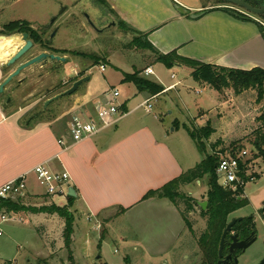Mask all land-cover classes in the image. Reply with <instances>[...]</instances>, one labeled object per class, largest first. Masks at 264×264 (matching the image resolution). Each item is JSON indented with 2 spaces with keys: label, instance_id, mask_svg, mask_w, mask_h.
<instances>
[{
  "label": "crops",
  "instance_id": "1",
  "mask_svg": "<svg viewBox=\"0 0 264 264\" xmlns=\"http://www.w3.org/2000/svg\"><path fill=\"white\" fill-rule=\"evenodd\" d=\"M104 1L118 20H122L139 33H145L148 41L162 53L177 50L181 56L228 68L264 69V32L260 31L256 23L228 14L220 8L221 5L204 4L202 0ZM176 5L187 9L189 13L178 12ZM199 11L204 13L198 18H191L189 15ZM38 22L31 23V26L36 28L41 23ZM5 39L8 38L3 40ZM20 45L15 41L12 47L9 45L0 47V83L4 79L3 66ZM36 47L37 45L33 43L32 49L10 69V72L21 62L45 51L42 49L36 51ZM56 49L72 48L66 46ZM145 50L150 55L153 54L150 50ZM60 52L57 54L67 58L66 64L60 63L62 69L60 86L64 90L70 86L68 82L62 83L70 80L69 75L75 76L79 72L81 76L88 75L89 69L86 67L85 58ZM152 59L154 61V56ZM47 64L48 62L29 66L14 78L15 82L12 83L16 87L11 93L12 100L9 104L3 105L0 96V186L28 172L40 162H47L55 169L65 168L71 176V186L76 192L73 201L76 211L91 222H96L98 218L106 220L110 216L111 218L123 216L130 227L134 244L150 256L164 257V254L171 251L181 238L185 230L184 221L169 199L142 198L147 191L161 187L193 167L202 160V157L197 159L193 140H170L171 136L165 133L166 130L161 123L163 122L161 116L153 114V122L159 123L156 125L133 116V113L143 108L140 104L146 99H150L151 102L182 82L176 81L165 85L149 77L152 75L158 79L154 71L153 74L145 76L144 69L152 68L151 64L142 70L136 68L146 80L162 86L161 93L152 96L146 90H138L134 83L124 81L122 77L120 82L132 87L131 92L141 98L134 99L133 96L120 98L124 101L126 114L119 122L101 129L89 139L64 149L58 144V139L65 136L67 121L63 124L60 117H51L54 103L68 99L70 103L68 111L79 102L99 97L108 85L105 84L106 87L103 89H98L95 83L88 86L91 82L90 77L74 95L63 97L44 107V101L62 89L54 91L52 95H47L43 99L39 112H36L34 106L29 110L36 115L26 121V114L20 111L22 106L20 104L35 95L36 84L45 81L46 75L36 77L34 73ZM66 66H70L68 72ZM182 66L186 65L173 67ZM170 77L175 78L173 73ZM8 87L6 86V91ZM37 100L34 101V105L39 101ZM223 104L220 102L215 106ZM152 112L153 106L149 113ZM48 113L50 116H46ZM66 117L68 120V116ZM174 122L179 126L182 124L178 118ZM35 182L34 176L27 174L28 192L32 195L41 194L42 190L37 188ZM258 197V200L257 198L255 200L257 202L260 200L261 203L254 206L257 213H252L256 234L258 224L264 228V191ZM111 222L112 219L107 221L108 227ZM107 229L109 231L110 228Z\"/></svg>",
  "mask_w": 264,
  "mask_h": 264
},
{
  "label": "rangeland",
  "instance_id": "2",
  "mask_svg": "<svg viewBox=\"0 0 264 264\" xmlns=\"http://www.w3.org/2000/svg\"><path fill=\"white\" fill-rule=\"evenodd\" d=\"M75 1H78L76 6H74ZM202 1L204 4L232 5L220 4L226 2L219 0ZM62 7L66 10H62ZM247 14L253 15L249 12ZM86 15L98 30L92 27ZM55 16L59 17L53 22ZM14 19L27 22L31 20V23L36 21V24L40 21L39 26H36L38 32L43 31L41 26L45 29V26L52 23L51 29L43 36L44 41L47 40L53 28H62L52 38V45L56 48L69 46L72 49L66 50L65 53L70 56H74L76 51L82 52L79 55L82 58L92 55L98 63L86 62V67L89 69L87 73L91 77L88 86L93 83L98 89L105 88V84L108 87L114 86L119 90L121 99L127 96H133L134 99L141 98L131 92L132 87H127L120 81L124 73L132 72L136 68L142 70L149 64L152 65L158 78L155 79L150 75L151 79L159 80L165 85L176 81L182 82L150 102L153 106L152 113L141 108L133 113V116L147 122H153V114L161 116L163 121L161 123L166 130L165 133L171 136L170 140H192L181 126L183 123L193 130L209 126L208 128L212 129L210 136L204 137V130H201L197 136V146L205 152L201 154L194 145L197 159L205 155L212 156L214 152L221 151L227 146H232L227 148L230 152H236L241 148L248 150V158L251 159L253 165L249 167L247 174L255 175L252 179L247 178L244 181L242 189L249 203L229 214L228 222L232 217H242V215L246 217L257 213L254 206L261 202L260 200L257 202L255 198L258 200V196L264 191V161L255 157L257 151L253 146V141L256 137L255 132L261 126L264 94L258 93L255 89L244 90L238 94L230 88L216 91L204 83L193 80L189 73L190 69L186 66L167 68L162 63L154 62L155 59L153 61L152 57L156 55L151 53L152 56L147 50L135 46L132 43L135 35L122 30L118 25L117 17L108 6L96 0H0V36H4L0 37L2 48L8 45L12 47L15 42L13 36L21 35L18 31L4 33V24ZM112 22H114L113 25ZM31 23L29 22L30 27ZM101 27L105 28L100 29ZM4 38L8 39L3 40ZM36 45V51L44 49L40 42ZM56 51L64 53V50L57 49ZM99 63L105 64V71L102 73L97 69ZM53 64L60 67L57 61H53L34 73L36 77L46 75L45 81L35 86V94L42 92L45 95L34 105L36 112H39L43 99L47 95L63 90L60 84L62 69L55 70L56 66ZM69 67H67V72ZM11 68L13 66L9 68L3 66L4 78L7 77ZM171 73L174 74V79L170 77ZM137 76L145 79L147 75L144 76L139 72ZM68 77L72 78L74 74ZM9 83L5 94L15 91L14 83ZM1 98L3 102V96ZM35 99L36 97H31L21 102L20 105L24 106ZM220 102L224 103L223 106H215ZM54 104L51 115L54 118L59 117L62 112L65 113L70 105L68 99L57 101ZM46 116H50V113ZM60 118V122L66 124L67 117L61 116ZM176 118L182 123L180 126L174 122ZM153 124L159 123L153 122ZM194 164L195 162L192 166ZM208 179L207 175L199 181L196 180L179 187L180 192L194 199L193 211L187 212L183 203H179L178 207L171 203L180 215L182 212L191 222L194 233H191L183 223L185 230L181 238L176 246L171 248V251L164 254V257L150 256L142 252L138 245L134 244L130 227L123 216L115 218L110 216L106 220L98 218L96 222H91L74 209L73 203H66L61 198L53 201L29 194L17 202L24 208H20L18 215L5 222L3 226L4 234L0 237V264H207L206 253L196 240V237L206 229L207 218L201 215V209L196 201H207ZM221 181L218 178V183ZM35 184L41 191L42 188L36 182ZM49 204L64 206L71 212L73 221L70 235L65 231L63 217L43 210L42 207ZM111 219L112 222L108 227L107 221ZM107 228H110L109 231ZM256 228V240L238 256V264H256L264 257L262 256L264 255V228L260 224ZM86 231L88 232L85 233ZM122 237L125 238L122 239ZM135 246H137L136 249Z\"/></svg>",
  "mask_w": 264,
  "mask_h": 264
},
{
  "label": "trees",
  "instance_id": "3",
  "mask_svg": "<svg viewBox=\"0 0 264 264\" xmlns=\"http://www.w3.org/2000/svg\"><path fill=\"white\" fill-rule=\"evenodd\" d=\"M102 4L108 6L104 0H96ZM223 2L222 0H219ZM264 3V0H258ZM235 17H238L236 14ZM241 19V18H240ZM244 20V19H242ZM118 25L122 30L133 33L135 36L132 39V43L141 48L150 50L156 57L155 61L162 63L167 68H171L174 65H186L191 69L190 76L193 80L204 83L216 91L230 88L234 93L238 94L244 90L255 89L258 93L264 94V69L259 67H253L251 69H234L228 68L212 63L202 62L196 59L187 58L177 53V50H172L168 53L160 52L154 47L147 39L145 33H139L136 29L132 28L122 20H118ZM4 33H12L15 31L21 33H27L28 37L33 42H41L39 34L30 27L29 22L21 19H14L8 21L3 26ZM3 32V31H2ZM95 63L98 61L95 60ZM139 71L134 70L132 73H126L123 75L124 81L134 83L138 90H146L151 94L161 92L163 87L155 82L142 79L137 76ZM261 126L255 132L256 137L253 141V146L257 151L255 157H259L264 161V111L260 118ZM184 129L190 138L194 141L198 151L201 154H205L204 150H201L197 146V136L201 130H204V137L210 136L209 133L212 130L209 126H202L199 129H192L191 127L184 125ZM232 146H227V148ZM227 148H223L221 151L224 152ZM232 150H234L232 148ZM232 152V151H231ZM235 153V152H233ZM251 159H247L249 163ZM218 164V156L215 154L205 155L202 160L196 163L193 167L181 173L179 176L166 182L164 185L157 189H151L147 191L142 199L149 197H161L169 199L176 207L179 203H183L187 212L193 211L194 199L186 196L184 193L179 191L181 185L193 183L196 180L209 176L207 192L208 205L205 210H201V215L207 218V225L204 232L197 236L196 240L200 248L206 253L207 264H218V248L221 239L222 232L228 223V216L232 212L239 208L246 206L249 201L243 196V189L237 187L235 191L228 188H223L218 183V176L216 174V168ZM255 175V174H254ZM252 175V177L254 176ZM75 200V197L68 196L67 202L71 204ZM5 206L14 212H19L20 208H24L23 205L6 202ZM45 212L50 214L56 213L65 219V231L67 234L72 232V221L73 216L66 207L57 206L55 204H49L48 206L42 207ZM123 210V208L121 209ZM186 228L193 232L192 224L188 221L185 215L181 212ZM232 232H238L240 238H246L251 235H256L255 224L253 222V216H243L241 220L237 221L232 227ZM231 234L228 233L227 237Z\"/></svg>",
  "mask_w": 264,
  "mask_h": 264
},
{
  "label": "built area",
  "instance_id": "4",
  "mask_svg": "<svg viewBox=\"0 0 264 264\" xmlns=\"http://www.w3.org/2000/svg\"><path fill=\"white\" fill-rule=\"evenodd\" d=\"M264 28V27H263ZM97 69L102 73L105 71V64L99 63ZM151 67L144 69V74H153ZM173 76V75H172ZM146 112H151L152 104L146 99L140 104ZM126 114L124 101L120 99V92L116 87H108L99 97L87 102H79L73 108L65 112L68 116L65 136L58 139V144L66 149L76 143L91 138L101 129L115 125ZM218 156L216 174L222 181L219 183L223 188L235 191L241 187L247 178L249 167L247 163L249 151L241 148L235 153L226 149L224 152H214ZM27 174H32L39 187L41 194L37 196L42 199L55 200L63 199L67 203L68 188L71 186V176L65 169H55L47 162H40L34 165L28 172L23 173L0 186V237L4 234V224L17 216V212L9 210L6 202L17 203L28 192Z\"/></svg>",
  "mask_w": 264,
  "mask_h": 264
},
{
  "label": "water",
  "instance_id": "5",
  "mask_svg": "<svg viewBox=\"0 0 264 264\" xmlns=\"http://www.w3.org/2000/svg\"><path fill=\"white\" fill-rule=\"evenodd\" d=\"M226 3H231L237 6H240L244 9H246L247 11L254 13V14H264V7H259V8H255L249 4H247L246 2H244L243 0H223ZM175 8L178 10V12L183 13V14H187L189 13V11L185 8H183L180 5H176ZM63 9V8H62ZM224 9L228 14L231 15H235L236 13L232 10H230L229 8H222ZM204 13V11H199L193 14H189L191 16V18H198L199 16H201ZM86 17L88 18V16L86 15ZM90 24L91 21L88 18ZM112 25L114 24V22L111 23ZM93 25V24H92ZM0 37H4V36H0ZM14 41H18L20 42V48H18L14 54H12L10 56V58L6 61V67H12L15 64H17L18 62H20V60L32 49L33 47V42L32 40L28 37L27 33H22L14 35L13 36ZM13 41V42H14ZM49 60H54L57 62H65V58L60 56V55H56V54H48L47 52H40L38 54H36L35 56L29 58L28 60L21 62L16 68L15 70H13V72H11L7 78L0 84V92L3 91V87L11 81L12 78L18 76L20 74V72L22 70H24L25 68L35 65V64H45L47 61ZM77 75V74H76ZM74 76L72 78H70V86L68 88H65L64 90H62L61 92L51 96L50 98H47L44 101V107H47L48 105H50L51 103L60 100L63 97L66 96H72L74 95L78 89L84 85L85 83H87L90 80V76L89 75H84L81 76L79 78H77V76ZM68 196L70 197H76V192L75 189L70 186L68 188ZM196 204L200 207L201 210H205L208 202L203 200V201H196ZM264 209V208H263ZM242 217H235L232 218L225 226L222 235H221V239H220V243H219V248H218V257L220 260H218V263L220 262H228V261H233L234 264H238V256H234V253L236 252V250H240V251H245L255 240H256V235H251L249 237L246 238H240V235L238 232H232V227L234 226V224L241 220ZM231 234L227 237L228 233ZM226 247L228 253L225 255V257L223 259H221L223 257V250ZM256 264H264V257H262L258 263Z\"/></svg>",
  "mask_w": 264,
  "mask_h": 264
},
{
  "label": "flooded vegetation",
  "instance_id": "6",
  "mask_svg": "<svg viewBox=\"0 0 264 264\" xmlns=\"http://www.w3.org/2000/svg\"><path fill=\"white\" fill-rule=\"evenodd\" d=\"M244 2H246L247 4H249V5H251V6H253V7H255V8H259V7H264V3H261L260 1H258V0H243ZM78 1H75V3H74V6H76L78 3H77ZM224 2V1H223ZM220 4H227V3H220ZM229 4H231V3H229ZM63 9L62 10H66V9H64V7H62ZM220 8H229L230 10H232V11H234L235 13H236V15L238 16L237 18H241V19H244V20H247V21H252V22H254V23H256L258 26H259V28H260V31L261 32H264V14H254V13H251V12H249V11H247L246 9H244V8H242V7H240V6H237V5H234V4H232V5H230V6H224V5H222V6H220ZM224 10V9H223ZM84 11V10H83ZM225 11V10H224ZM247 12H249V13H251V14H253L252 16H250L249 14H247ZM81 15H82V10H81V13H80ZM59 16H61V15H59ZM59 16H55V18H53V22H55V21H57V19H58V17ZM234 16V15H233ZM52 24V23H51ZM51 24H49L48 26H45V29H44V26H41V27H43L42 29H43V31H41V32H38L36 29L37 28H33L32 26H31V28H33L38 34H39V36H40V38H41V44L43 45V48L44 49H42V50H45V51H43V52H47L48 54H56V55H58L57 53H59L60 51H56L57 49L56 48H54V46L52 45V38L54 37V35H55V33L59 30V28H57V27H55V28H53V30L52 31H54V33H52V31H51V33H49V36H48V38H47V40L46 41H44L43 40V36L44 35H46L47 34V31L48 30H50L51 29ZM94 24V23H93ZM92 25V24H91ZM92 27H96V25L94 24V25H92ZM103 28H105V27H101L100 29H103ZM96 30H98L97 29V27H96ZM22 34V33H21ZM33 42V41H32ZM34 44H36L37 42H33ZM53 46V47H52ZM66 50H64V52H65ZM70 51V50H69ZM63 52V51H62ZM76 54H74V55H81L82 54V52L81 51H76L75 52ZM61 56V55H60ZM62 57H64V56H62ZM65 58V57H64ZM85 60H87V62L88 61H92L93 62V64L95 63V60H94V58H93V56L92 55H90V56H86V58H85ZM53 61L54 60H49L48 59V64L51 62V63H53ZM46 62V63H47ZM66 64L67 63V58H65V62H58V64ZM54 65V64H53ZM54 66H56V65H54ZM5 68H8V67H6V65H5ZM58 69H60V67H58V66H56L55 67V70H58ZM4 72V71H3ZM13 72V71H12ZM11 72H9L8 73V75L10 74ZM81 73L79 72V74H77V77H81V75H80ZM7 75V76H8ZM40 76H42V75H40ZM7 77H5L4 79H3V81L6 79ZM13 79L14 78H12L11 79V81H10V83L11 82H13ZM2 81V82H3ZM1 82V83H2ZM66 82H69L70 83V81H68V80H65V81H63L62 83H66ZM0 83V84H1ZM9 83V82H8ZM7 83V84H8ZM9 83V84H10ZM7 84L3 87V91L2 92H0V96H3V98H4V100H3V105H7V104H9L10 102H11V100H12V96H11V94L9 93V94H5V93H7L6 92V86H7ZM60 84H61V82H60ZM86 84V83H85ZM16 87V86H15ZM42 92H40V93H37V94H35L34 96H32V97H36V99L35 100H37V98H38V100H41L42 98L41 97H44L45 95L44 94H42ZM5 96V97H4ZM40 96V97H39ZM34 100V101H35ZM37 100V101H38ZM27 101V100H26ZM34 101H30V103H28V104H26V105H24V106H21V108H20V111H22V114H26V121H28V120H30V119H33V117L36 115V114H33L32 112H30L29 110H31L32 108H33V106H34ZM85 103V102H84ZM64 114L65 113H63L61 116H64ZM61 116H59V117H61ZM58 117V116H57ZM234 233V232H233ZM228 253V251H227V249H226V247L224 248V250H223V257L221 258V259H223L224 257H225V255ZM242 253V251H240V250H236V252L234 253V256H239L240 254ZM218 260H220L219 259V257H218ZM218 260H217V263H218ZM218 264H234V262L233 261H228V262H226V263H224V262H220V263H218Z\"/></svg>",
  "mask_w": 264,
  "mask_h": 264
}]
</instances>
